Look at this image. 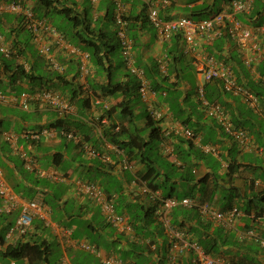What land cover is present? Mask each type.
<instances>
[{"label": "crops", "instance_id": "crops-1", "mask_svg": "<svg viewBox=\"0 0 264 264\" xmlns=\"http://www.w3.org/2000/svg\"><path fill=\"white\" fill-rule=\"evenodd\" d=\"M3 1L9 0H0ZM17 1L34 9L35 12L39 11L38 0ZM153 1L162 19H172L191 13H196L195 18H199L203 17L200 12L210 10L215 12L213 8L216 5L218 6L216 11L226 9L230 2V0H167L165 3L164 0ZM62 5L73 7L91 26L96 24L97 27L102 25L109 29L114 27L115 9L121 5L130 26V33L134 32L135 64L144 71L153 69L155 79L161 81L159 84H164L166 88H162L160 92L155 90L156 94L148 103L137 92L135 96L124 95L125 100L130 101L127 103L135 104L132 106L133 118L121 120L120 108H116L115 112L105 111L117 106L122 94L117 97L103 89L107 84V78L98 73L90 60L87 63V71L81 74L78 58L54 47L52 52L55 60L61 64L64 71L62 73L53 71L45 66L36 43L31 40L30 32L16 21L17 15L8 11L0 14V32L7 42L14 39L22 49L21 56L16 58L9 59L0 53V92L4 96L0 99V167L3 168L8 184L19 196L24 199L42 197L51 211L52 219L51 225L46 226L40 219L35 218L25 236L15 235L12 239H6L7 228L14 223L18 211L1 215L0 264H61L62 257L68 259L70 264H104L103 260L106 258H119L127 264H139L140 261L142 264H194V254L189 250L177 256L173 263L169 258L167 235L162 225L156 220L148 225L146 220H143L144 210L153 206V202L149 195L143 192L145 182L141 179V166L138 161L128 158L126 150L108 142L103 135L104 130L112 132L113 125L119 124L120 120L126 128H138L140 133L143 128L141 125L150 126L151 129L146 135L141 134L144 139H148L152 128L159 130V136H163L164 133L168 135L164 136L166 144L170 145L173 151L168 152L159 146L156 161L159 159L161 162L159 183L167 188L174 185L169 196L178 199L190 197L191 193L183 196L175 193L177 189L181 190L189 185L198 190L192 193L194 197L198 198L203 193L208 196L207 201L212 205L213 211H221L234 205L241 207L238 208L240 214L235 221L225 224L211 214L200 213L196 206L180 204L172 210L173 222L186 228L193 226L192 230L197 228L198 232L192 230L189 232V236L194 240L200 235H207L208 238L215 240L217 252L210 254L221 257L228 263L264 264V243L246 235V232L253 230L255 235L264 240V100L251 91V87L264 90V56L251 67L247 66L243 54L224 34L216 38L211 46L203 45L208 50L214 47L212 52L215 59H225L224 62L237 76V82L258 100L257 112L247 104L242 95L224 92L221 87L219 94H215L218 98L215 102L224 106L232 122L246 128L249 134L250 147L248 150H240L237 140L224 132L217 121L204 112L198 100L197 90L203 88L205 91L207 83L196 71L194 61H202L209 52L207 49L204 51L198 49L195 54L189 53L183 39L178 35H171L168 39L160 36L148 20L146 0H89L92 17H88L85 0H53L48 14L50 12L55 14L53 17L55 19L60 17L57 9L62 8ZM237 16L251 25L264 22V0H253L252 9ZM47 19L54 25L52 19ZM64 24L63 20H60L58 25L65 26ZM66 40L73 44L67 38ZM217 43L220 44L219 48L215 46ZM152 58L155 63L151 62ZM10 60L23 63L26 69L33 70L35 74H44L45 78L50 79L36 83L16 79L15 75L10 77L11 73L4 71V66ZM159 61L163 63L161 64L164 66L162 69H165L163 72ZM124 72L129 73L126 69H121V75ZM57 76L62 79H58ZM163 78L165 79L162 80ZM42 88H47L58 95L70 106V110L59 113L53 105L32 99L28 101L27 108H23L19 94L22 91L32 93ZM73 88L76 89L75 93ZM86 99L88 105L84 103ZM142 100L146 105L143 112L145 117L140 125L136 114L139 112L137 111L139 104L144 103ZM174 101L178 106L173 105ZM152 105L160 109L161 120L157 121L149 116ZM146 115L150 117V123ZM183 118H188L186 124L181 123ZM182 127L192 129L195 138L181 134L179 129ZM115 130H118L117 126ZM27 131L38 132L40 135L34 140L22 137ZM5 133L16 136V142L5 139L3 135ZM180 139L185 141L181 143ZM189 139L193 144L191 150L197 147L202 152H198L196 156L190 155V161L182 169L176 155L179 151H186ZM212 159L218 160L222 174L220 180L210 168ZM29 160L31 169L27 168ZM232 160L236 161L235 168L229 169L228 164ZM170 164L175 167L171 168ZM39 169L48 174L39 175ZM231 169L233 171L228 174ZM205 175L206 183L202 186L200 180ZM77 179L100 185L105 195L112 200L114 211L127 218L130 229L119 230L106 220L100 204L74 191ZM114 184L118 187L116 188ZM202 187L204 189H201ZM156 190L162 197L165 196V191ZM223 191L229 195L225 196ZM54 215L57 216L56 219L53 218ZM133 225H137V230ZM54 227L58 230L65 228L68 231V238H63L59 233L54 234ZM15 242L40 244L41 248L45 249L43 258L32 262L29 256L16 259L4 255L7 245ZM76 242L90 244L94 249L75 245ZM54 252L55 261L52 263L49 255Z\"/></svg>", "mask_w": 264, "mask_h": 264}, {"label": "built area", "instance_id": "built-area-1", "mask_svg": "<svg viewBox=\"0 0 264 264\" xmlns=\"http://www.w3.org/2000/svg\"><path fill=\"white\" fill-rule=\"evenodd\" d=\"M252 0H230L226 9L212 14L210 17L194 20L188 16H179L174 19L164 20L158 10L152 6L150 1L148 10V19L150 23L157 29L158 33L168 39L173 34H179L186 44V50L189 53H196L202 44H211L214 39L221 36L223 33L228 35L235 43L237 49L245 55V63L250 64L256 60L263 58L264 47L260 42L259 36L264 33V24L259 26L247 25L236 18V13H248L251 9ZM8 11L20 17V25L27 29L32 37V40L37 44L39 53L45 58L47 65L57 71H62V66L55 60L52 49L58 47L65 50L67 54L78 57L79 71L84 74L86 71V62L88 54L80 51L79 48L67 43L63 35L46 19L36 17L31 8L25 7L18 1L12 0L9 2H0V14ZM114 29L116 36L120 42L122 56L130 71L137 76L140 81L139 93L142 98L149 99L154 95V91L150 87L149 80L144 76L143 70L134 65L132 53V41L127 35V21L123 13V7L118 5L114 14ZM0 52L8 57L11 54L10 48L5 42L3 35L0 33ZM197 58V57H196ZM195 68L204 81L219 79L222 82L223 88L235 95H242L252 107L257 106L255 96L251 95L242 85L238 84L231 69L222 61H217L214 57L206 55L202 61L195 60ZM161 68L163 66L161 65ZM202 104L205 106L208 114L215 115L220 121L225 124L224 130L237 140L239 146L243 149L249 148V136L241 128H231L229 123L224 121L223 111L218 104L209 103L204 97L203 88L198 89ZM4 96L0 92V99ZM21 105L27 108L29 100H46L51 105L57 108L59 113L69 111L70 106L57 95L50 91H36L33 93L22 92L20 94ZM151 115L155 118L160 116L157 109L151 110ZM185 136H191L192 132L187 128H180ZM47 131V130H42ZM5 139L16 142V136L3 134ZM38 132L27 131L22 134V137L28 139H37ZM165 150L170 148L165 146ZM89 152L94 153L92 150ZM27 168L31 169L30 160L27 163ZM38 174L45 176L48 173L42 169L38 170ZM78 194L84 195L93 202L100 204L105 218L108 222L115 225L119 230L124 231L130 229L127 218L124 215L117 214L114 211V204L110 200L100 185L94 182L83 181L77 179L75 188ZM143 192L148 193L149 198L155 202V216L157 221L162 225L167 235V247L169 258L175 260L177 256L185 251L193 252L194 264H231L224 261L220 257L213 256L204 251L197 241L189 238L188 234L181 228L175 226L172 222L171 212L174 206L182 204L183 206H197L200 213L211 214L213 217L222 221L225 224H231L239 216L240 212L236 207H231L226 211H213V207L208 202L198 203L191 197L178 199L176 197H162L157 190H151L146 185L143 187ZM15 210L18 211L13 225L6 232V238L11 239L13 236L25 235L31 227L32 220L40 219L44 225L49 226L52 223L51 211L45 204L42 197L33 199H24L19 196L8 184L4 171L0 167V215H7ZM54 234H60L63 238H68V231L57 229L54 227ZM246 235L252 236L261 243L264 240L255 235L253 230L246 232ZM82 247L94 249L90 244L79 242ZM61 264H70L65 257L61 258ZM104 264H127L119 258H106Z\"/></svg>", "mask_w": 264, "mask_h": 264}, {"label": "trees", "instance_id": "trees-1", "mask_svg": "<svg viewBox=\"0 0 264 264\" xmlns=\"http://www.w3.org/2000/svg\"><path fill=\"white\" fill-rule=\"evenodd\" d=\"M10 1H12V0H10ZM15 1H17V0H15ZM38 1H39V6H38L39 11L38 12L34 11L35 15L38 17L46 18V19L49 18L48 17L49 14L47 11H48L49 7L52 6L53 0H38ZM255 3H254V5L257 6V8H258V5H256ZM252 7H253V3H252ZM40 10L41 11L44 10L45 12L42 13V12H40ZM57 10L60 14L59 15L60 17H58L56 19L51 17L50 19H52L53 22H56V24H54L55 26L53 24L52 25L54 27H56L57 30H59V32H61L65 38L72 41L74 45H77L78 47H81L84 51L88 52L89 57H90V61L97 68L98 73H100V75L102 74V76H106V78H107V84L105 86H103V89H105L106 92H109L110 94H113L117 97L122 94V98L120 101L117 102V106H114L105 112L106 113L115 112L116 108H120L119 109V115H120V117H122L121 120H123L124 118L132 119L133 118L132 104L127 103L130 101L125 100L124 95L131 94L132 96H135L136 95L135 92L138 93L140 81L137 78V76L135 74L131 73L129 70H127L128 68L125 66L126 62L123 59L121 45H120V42L116 36V32H115L114 27H112V29H109V28H104L102 25H100V27H97L96 24H94V26H91V24H88L86 19L84 17L80 16V14H78L74 10V8L71 6H63L62 5V8L57 9ZM204 10H202V11H204ZM256 10H258V9H256ZM216 12L217 11L213 12L211 10H210V12H205V11L200 12L203 14V17H199V18H195V16L197 15L196 13H191V14L186 15V16H189L193 19L199 20L202 18L210 17L212 14H214ZM259 14L257 13V15H259ZM252 17H250V18H252ZM254 17H255V14H254ZM125 19L127 20L126 17H125ZM60 20H63V22L65 23L64 24L65 28H62L61 25H58L60 23ZM240 20H242V19H240ZM16 21L19 24V21H20L19 16H17ZM254 22L255 21H253V23ZM22 28H24V27H22ZM126 32H127V35L130 37V39L133 43V46H134L135 45V38L133 37V33H130V26H128V24H127ZM66 34H67V36H66ZM173 35H178L179 37H181L179 34H173ZM263 42H264V37H263ZM9 43L11 45V48H13L14 51L11 52L10 57H8V58L10 59L11 57L16 58V56H21L22 49L20 48L21 47L20 44L17 43L16 41H14V39H12ZM215 46L219 48L220 44L217 43V45H215ZM213 48L208 50L207 48L203 47L202 49L203 50L207 49L209 51V52H207V55H210V56L215 58L214 53L212 52V51H214ZM132 53H133V50H132ZM41 57L44 59V62L46 64L45 66L48 67V65L45 61V58L42 55H41ZM121 58H122V60H121ZM133 59H135L134 55H133ZM11 60L4 66V71L11 73L10 77H13L15 75L16 79L21 78V79L31 80V81H34L37 83L43 81L44 79H45V81L50 79V78H45L44 74L43 75L42 74H35L33 70L31 71L30 69H26L24 67L23 63H19V62L15 63V62H12ZM222 61H226V60L222 59ZM153 66L155 67L156 65H153ZM121 69L122 70L126 69L129 73L124 72L125 74L123 73L122 74L123 76H122L121 75ZM143 73H144V76L149 79L151 89L160 92L162 90V88L163 89L166 88V86L164 87V84L163 85L159 84V82H161V81L155 79V74H154L153 69H152V71H150V70L144 71L143 70ZM124 76H125V78L123 79ZM57 78L62 79L59 76H57ZM235 78L237 79V77H235ZM164 79L165 78H163L162 80H164ZM213 80H215V81H213ZM213 80H211L212 82H210V81L206 82L207 84H205V91H204L205 92L204 95H205L206 99H208V101H210V102H215L218 99L215 97V94H219V91L221 90L220 87H222V83L219 81V79H213ZM209 83H211V85ZM79 88H81V87L79 86ZM251 91H253L257 95H260L262 97V99L264 100V90H258V89L251 87ZM73 92L74 93L76 92L75 88H73ZM198 100H200L199 97H198ZM84 103L86 105H88L87 104L88 100L87 99L84 100ZM173 103H174L173 105L175 107L178 106V104H176V101H174ZM201 106L203 107V110L205 111V106H203V105H201ZM223 108H224V106H223ZM179 116H181V115H179ZM248 116H250V115H248ZM149 118L150 117L148 115H146V119L150 123L151 119H149ZM183 119L184 120H182L181 123L186 124V122L188 121V118H183ZM121 120L119 121V124L117 123V124L113 125V127H112L113 131L112 132L111 131L109 132L108 130H104V132H105V134H103L104 137L106 138V140L108 142L117 145L118 148L126 150V154L128 155V158L130 160L138 161V163L141 166L140 167V169H141L140 172L142 173L141 179L145 182V185L149 189H151V190L162 189L163 191H164V189H166V194L164 197H169V195H171V189L174 188V185H170L167 188V187H165L164 184L159 183V181H158V179H159V164L157 163L158 161H156L157 155L159 154V146L161 149L165 147V137L159 136V130L156 128H152L151 134L148 137V139H144L140 133V129H138V128H136V129L126 128L124 125L121 124ZM233 124L235 126L241 127L239 124H236L234 122H233ZM115 126L118 127L117 131L115 130ZM242 129L246 130V128H243V127H242ZM247 134H248V132H247ZM248 136H249V134H248ZM190 138H195V135L190 137ZM151 141L156 142V144L154 145L155 149H153V147L150 149V147L146 146ZM184 141L185 140H183V139L179 140V142H181V143H183ZM192 147H193L192 140L189 139L187 141L186 151L185 152H183V151L177 152L176 156L180 162V166H179L180 168H182L183 166H186L188 161H190L189 160L190 155L196 156V154L198 152L199 153L202 152L197 147L194 150H191ZM175 150H176V148H175ZM172 151H173V148H172ZM235 163H236L235 160L230 161L228 164V168L229 169L235 168ZM170 167L171 168L175 167V165L170 164ZM232 171L233 170L231 169V171L228 172V174H230ZM205 183H206V175L204 177H202L200 180V184H202V186H204ZM201 189H204V187H202ZM231 189H233V188L231 187ZM147 195H148V193H147ZM190 195H191L190 196L191 198H194L198 202H201V203L206 202L208 200V196L204 193L200 197H198L199 199L194 197V195L192 193ZM230 201H231V199L229 200V202ZM155 207H156V205L154 202L153 206H150L147 209H145L144 213L142 215L143 220H146L148 225H150L155 220L157 221L156 216H155ZM231 207L232 206H229L226 209L221 210V211H225ZM238 208H241V207L237 206V209ZM245 210L248 211L247 209H245ZM171 217H172V213H171ZM53 218L56 219L57 216L54 215ZM133 218L135 219L136 217H133ZM172 221H173V219H172ZM131 223H133V221ZM173 224H175V223L173 222ZM175 225L177 227L183 229L188 234V236H189V232L192 230V227H193V226H191L189 228H186L183 225L181 226V224L180 225L175 224ZM133 227L136 230L138 228L137 225H133ZM192 231L198 232L197 228H196V230H192ZM189 238H191V237L189 236ZM211 240H212V238L211 239L208 238L207 235H204V236L200 235L196 241L204 249L205 252H207V253L217 252L218 248H216L217 247L216 242H215V240H212V242H211ZM44 251H45V249L41 248L40 244H36V243L30 244L28 242H26V243L15 242L13 244L7 245L5 252H4V255L9 256L11 258H16V259L21 258V257H25V256H29L31 258L30 260L33 262L35 260L40 261L43 258ZM44 257L46 258V256H44Z\"/></svg>", "mask_w": 264, "mask_h": 264}, {"label": "clouds", "instance_id": "clouds-1", "mask_svg": "<svg viewBox=\"0 0 264 264\" xmlns=\"http://www.w3.org/2000/svg\"><path fill=\"white\" fill-rule=\"evenodd\" d=\"M10 1V0H9ZM9 1H3V2H9ZM150 1V3L152 4V6L153 7H155L154 6V1L153 0H146V4H147V8H148V10H149V4H148V2ZM165 2H167V0H164V3ZM252 3H253V0H252ZM252 3H251V8H252ZM23 5V4H22ZM25 7H27V6H25ZM156 8V7H155ZM32 9V8H31ZM157 9V8H156ZM158 10V9H157ZM251 10V9H250ZM249 10V11H250ZM32 11H33V13H34V10L32 9ZM219 11H221V10H218L217 12H219ZM159 14V13H158ZM238 14H241V13H236L235 15H236V18L237 19H239L238 17H237V15ZM244 14V13H243ZM34 15H35V13H34ZM36 16V15H35ZM181 16H186V15H181ZM36 17H38V16H36ZM147 17H148V15H147ZM179 17V16H178ZM189 17V16H188ZM39 18H42V17H39ZM175 18H177V17H175ZM44 19H46V18H44ZM172 19H174V18H172ZM193 19V18H192ZM49 23H51L48 19H46ZM149 20V19H148ZM164 20H169V19H164ZM194 20H196V19H194ZM240 20V19H239ZM127 21V20H126ZM240 21H242V20H240ZM150 22V21H149ZM242 22H244V21H242ZM245 24H247V25H251V24H248V23H246V22H244ZM19 24H20V21H19ZM52 24V23H51ZM151 24V23H150ZM261 24H264V22H262V23H259V24H252V26H259V25H261ZM152 25V24H151ZM153 26V25H152ZM56 28V27H55ZM57 29V28H56ZM59 31V30H58ZM1 33V32H0ZM61 33V32H60ZM2 34V33H1ZM62 34V33H61ZM224 34V33H223ZM222 34V35H223ZM160 35V34H159ZM224 35H226V34H224ZM161 36V35H160ZM228 36V35H227ZM3 37H4V35H3ZM64 37V36H63ZM163 37V36H162ZM220 37V36H219ZM229 37V36H228ZM263 37H264V33H262L260 36H259V39H260V42L262 43V45H263V47H264V42H263ZM164 38V37H163ZM230 38V37H229ZM4 39H5V42L7 43V45L9 46V48H10V51L11 52H13L14 50H13V48H11V45H10V43L9 42H7V40H6V38L4 37ZM64 39H65V41L67 42V43H69L67 40H66V38L64 37ZM231 39V38H230ZM31 40H32V37H31ZM215 40V39H214ZM214 40H213V42H214ZM232 40V39H231ZM233 41V40H232ZM33 42V41H32ZM212 42V43H213ZM212 43L211 44H202L201 45V47H200V49L201 50H203L202 48H203V45H212ZM233 43H234V41H233ZM235 44V43H234ZM71 45H73V44H71ZM73 46H75V47H77L76 45H73ZM236 46V45H235ZM36 48L38 49V46H37V44H36ZM77 48H79V47H77ZM237 48V47H236ZM80 49V48H79ZM132 50H133V45H132ZM80 51H82V52H85V53H87L88 54V52H86V51H84V50H82V49H80ZM204 51V50H203ZM1 53V52H0ZM2 54V53H1ZM243 54V53H242ZM3 55V54H2ZM4 56V55H3ZM70 56H72V55H70ZM88 56H89V54H88ZM5 57V56H4ZM8 57H10V56H8ZM8 57H6V58H8ZM73 57H75V56H73ZM195 58H196V56H194ZM76 58H78V57H76ZM245 58V55L243 54V59ZM262 59V58H261ZM261 59H259V60H261ZM79 60V59H78ZM90 60V57L88 58V61ZM217 61H222V60H218V59H216ZM88 61L86 62V68H87V63H88ZM161 61V60H160ZM160 61H159V64H160V68H161V64H163L162 62L160 63ZM256 61H258V60H256ZM256 61H254V62H256ZM225 65H227L229 68H230V66L227 64V63H225L224 61H222ZM244 62H245V60H244ZM254 62H252L251 64H250V66L249 67H251V65L254 63ZM134 65L135 66H137L136 64H135V59H134ZM246 64V63H245ZM61 65V64H60ZM247 65V64H246ZM127 68H128V66L127 65H125ZM248 66V65H247ZM49 67V66H48ZM137 67H139V68H141L140 66H137ZM164 67V66H163ZM50 68V67H49ZM52 69V68H51ZM142 69V68H141ZM162 69V68H161ZM231 69V68H230ZM52 70H54V69H52ZM127 70H129L130 71V69L128 68ZM143 70V69H142ZM54 71H56V72H60V73H62L64 70H62V71H57V70H54ZM86 71H87V69H86ZM163 71H165V69H162L161 70V72H163ZM197 71V70H196ZM231 71H232V69H231ZM131 72V71H130ZM132 73V72H131ZM232 73H233V75H234V77H237L235 74H234V72L232 71ZM199 74V73H198ZM203 80V79H202ZM213 80V79H212ZM235 80H236V82H237V79L235 78ZM204 81V80H203ZM211 81V80H210ZM220 81V80H219ZM204 82H209V81H204ZM221 82V81H220ZM222 83V82H221ZM238 83V82H237ZM239 84V83H238ZM241 85V84H240ZM243 86V85H242ZM222 90L224 91V92H229V91H226V90H224V88H223V85H222ZM246 89V88H245ZM153 90V89H152ZM247 90V89H246ZM36 91H50L49 89H47V88H42V89H38V90H35L34 92H36ZM154 91V95L156 94V91L155 90H153ZM203 91H204V89H203ZM22 92H25V91H22ZM21 92V93H22ZM51 92V91H50ZM248 92H249V90H248ZM20 93V94H21ZM30 93V92H29ZM33 93V92H32ZM197 93H198V90H197ZM231 93V92H230ZM250 93V92H249ZM19 94V95H20ZM54 94V93H53ZM138 94L140 95V97L142 98V96H141V94L139 93V89H138ZM204 94H205V92H204ZM233 94V93H232ZM54 95H56V94H54ZM153 95V96H154ZM198 95H199V93H198ZM251 95H253V94H251ZM58 96V95H57ZM254 96V95H253ZM59 97V96H58ZM204 97H205V95H204ZM199 98H200V96H199ZM206 98V97H205ZM244 98V97H243ZM255 98H256V96H255ZM143 100H145L147 103L149 102V99H151V97L149 98V99H144V98H142ZM245 99V98H244ZM200 100L202 101V99L200 98ZM208 100V99H207ZM256 100H257V98H256ZM40 101H43V102H46V103H48V104H50L48 101H46V100H40ZM200 101V102H201ZM245 101L247 102V104L252 108V109H254L255 111H259V104H258V100H257V106L254 108V107H252L251 105H250V103L245 99ZM209 103H213V104H218L220 107H221V109H222V111H223V116H224V121L225 122H227V123H229V126L231 127V128H241L242 129V127H239V126H235L234 124H233V122H232V120H231V118L229 117V114H228V112L225 110V108H223V106H221V104H219V103H217V102H210V101H208ZM201 105H203L202 104V102H201ZM204 106V105H203ZM152 109H157L158 111H159V113H160V116L158 117V118H155L154 116H152L151 115V110ZM208 116H211L212 118H214L216 121H217V123L220 125V127L223 129V131L224 132H226L225 130H224V126H225V124H224V122L221 120H219L215 115H212V114H208L207 113V111H206V108H205V111H204ZM149 116L151 117V118H153V119H156L157 121H159V120H161L162 119V113H161V111H160V109L158 108V107H154V105H152V106H150V110H149ZM182 128H187V129H189L191 132H192V135L191 136H187L188 138H190V137H192V136H194L195 135V133L193 132V130L192 129H190V128H188V127H182ZM244 130V129H243ZM246 133H247V131L246 130H244ZM179 132L181 133V134H183V132L181 131V130H179ZM227 133V132H226ZM227 134H229V133H227ZM230 135V134H229ZM248 135V134H247ZM163 136H168L167 134H163ZM185 136V135H184ZM166 139V138H165ZM167 142H166V140H165V146H170V145H168V144H166ZM239 145V144H238ZM239 147V149L240 150H248V148H246V149H243V148H241L240 146H238ZM165 148V147H164ZM170 148V150L168 151V152H172L171 151V147H169ZM2 168V167H1ZM3 169V168H2ZM5 176V175H4ZM80 180H83V179H80ZM76 181V180H75ZM83 181H88V180H83ZM91 182V181H90ZM11 187V186H10ZM12 188V187H11ZM102 188V187H101ZM74 191H75V189H74ZM104 192V191H103ZM105 193V192H104ZM164 197V196H163ZM169 197H171V196H169ZM177 198V197H176ZM194 199V198H193ZM195 201H197L196 199H194ZM152 201V200H151ZM153 202V201H152ZM198 202V201H197ZM206 202H208V201H206ZM154 203V202H153ZM198 203H201V202H198ZM209 203V202H208ZM98 204V203H97ZM197 207V206H196ZM232 207H236L237 208V206H232ZM173 210V209H172ZM239 210V209H238ZM226 211V210H225ZM240 212V211H239ZM13 213V212H12ZM172 213V212H171ZM11 214V213H10ZM2 215V214H1ZM0 215V216H1ZM7 215H9V214H7ZM15 221V220H14ZM173 222V221H172ZM158 223H160L159 221H158ZM13 225V224H12ZM12 225H10L8 228H7V231H8V229L12 226ZM175 225V224H174ZM176 226V225H175ZM6 231V232H7ZM29 231V230H28ZM27 234V233H26ZM25 234V235H26ZM25 235H23V236H25ZM14 237V236H13ZM12 237V238H13ZM5 238H6V233H5ZM11 238V239H12ZM7 239V238H6ZM192 240H194V239H192ZM196 241V240H195Z\"/></svg>", "mask_w": 264, "mask_h": 264}, {"label": "rangeland", "instance_id": "rangeland-1", "mask_svg": "<svg viewBox=\"0 0 264 264\" xmlns=\"http://www.w3.org/2000/svg\"><path fill=\"white\" fill-rule=\"evenodd\" d=\"M85 5H86V7L88 8L87 10H88V13H89V15H88V17H92V13H91V11H90V7H89V0H85ZM214 11H216L217 9H218V6L216 5V6H214ZM55 16V14H53L52 12H50L49 13V18H51V17H54ZM54 24H56V22H53ZM62 28H65V26H62ZM133 32V31H132ZM134 33V32H133ZM151 60V62L152 63H155V60L152 58V59H150ZM42 72H44V71H42ZM37 83V82H36ZM38 83H41V82H38ZM136 93V92H135ZM131 95V94H130ZM143 101V100H142ZM145 101V100H144ZM143 101V102H144ZM146 102V101H145ZM145 102L144 103H140L139 104V108H137V111H139L138 112V114H136V116L138 117V119H139V124L141 123V122H143V119H144V109H145ZM135 103L134 102H132V106L134 105ZM18 112H20V111H18ZM89 118V117H88ZM141 125V124H140ZM141 126H143V128H141V134L142 135H146L149 131H150V126H145V125H141ZM156 126V124L153 126V127H155ZM152 127V126H151ZM156 144V142L155 141H151V142H149L146 146H148V147H150V149L153 147V149H155V145ZM156 152V151H155ZM157 153V152H156ZM207 160H209V159H207ZM158 164L159 163H161L160 162V160L158 159V162H157ZM210 168H211V170L215 173V175H216V178L217 179H221V172H220V170H219V163H218V160H216V159H212L211 161H210ZM114 186L117 188L118 187V185L117 184H114ZM188 187H184V188H182L181 190H179V189H177L176 191H175V193L176 194H178L179 196H183L184 194H186V195H188V194H190V193H193V192H197L198 190H197V188L196 187H193V186H189V185H187ZM224 190V189H223ZM118 191H119V189H118ZM164 191H165V194H166V189H164ZM223 193H224V195L225 196H228L229 194L228 193H225V191H223ZM238 201V200H237ZM178 205H180V204H178ZM178 205H176V206H178ZM176 206H174V207H176ZM54 247V246H53ZM56 248H54V250H55ZM49 257H50V259H51V262L53 263L54 261H55V252H54V254L52 253V254H50L49 255ZM139 264H142V261H140V263ZM144 264V263H143Z\"/></svg>", "mask_w": 264, "mask_h": 264}]
</instances>
